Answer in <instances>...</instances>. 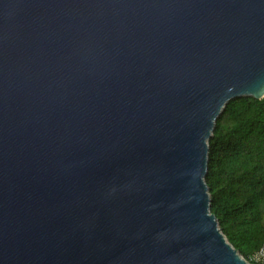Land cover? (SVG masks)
I'll use <instances>...</instances> for the list:
<instances>
[{
	"label": "water",
	"instance_id": "obj_1",
	"mask_svg": "<svg viewBox=\"0 0 264 264\" xmlns=\"http://www.w3.org/2000/svg\"><path fill=\"white\" fill-rule=\"evenodd\" d=\"M264 98V0H0V264H250L208 142Z\"/></svg>",
	"mask_w": 264,
	"mask_h": 264
},
{
	"label": "trees",
	"instance_id": "obj_2",
	"mask_svg": "<svg viewBox=\"0 0 264 264\" xmlns=\"http://www.w3.org/2000/svg\"><path fill=\"white\" fill-rule=\"evenodd\" d=\"M208 146L210 211L248 260L264 244V98L228 102Z\"/></svg>",
	"mask_w": 264,
	"mask_h": 264
},
{
	"label": "built area",
	"instance_id": "obj_3",
	"mask_svg": "<svg viewBox=\"0 0 264 264\" xmlns=\"http://www.w3.org/2000/svg\"><path fill=\"white\" fill-rule=\"evenodd\" d=\"M246 261L250 264H264V244L251 253Z\"/></svg>",
	"mask_w": 264,
	"mask_h": 264
}]
</instances>
